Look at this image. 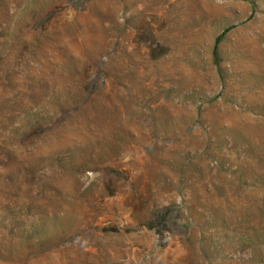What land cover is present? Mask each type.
<instances>
[{
    "label": "rangeland",
    "instance_id": "rangeland-1",
    "mask_svg": "<svg viewBox=\"0 0 264 264\" xmlns=\"http://www.w3.org/2000/svg\"><path fill=\"white\" fill-rule=\"evenodd\" d=\"M0 264H264V0H0Z\"/></svg>",
    "mask_w": 264,
    "mask_h": 264
}]
</instances>
